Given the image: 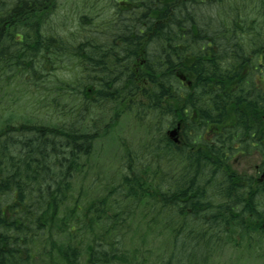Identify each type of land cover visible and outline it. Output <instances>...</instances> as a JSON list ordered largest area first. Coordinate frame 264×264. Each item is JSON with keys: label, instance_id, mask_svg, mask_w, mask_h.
I'll return each mask as SVG.
<instances>
[{"label": "trees", "instance_id": "trees-1", "mask_svg": "<svg viewBox=\"0 0 264 264\" xmlns=\"http://www.w3.org/2000/svg\"><path fill=\"white\" fill-rule=\"evenodd\" d=\"M109 1L112 18L99 19L95 11L80 14L85 38L77 46V40L66 41L48 26L56 0H0V264H208L207 254L220 241L238 244L236 234L244 230L197 233L186 222L243 226L244 217L230 211L236 205L254 211L253 199L238 196L251 180L230 164L237 154L233 140L249 120L240 109L239 88H227V83L255 81L258 75L245 63L250 51L264 47V0ZM73 57L84 62V90L66 91L65 80L56 75ZM179 74L193 83L191 89L181 86ZM13 87L38 93L39 105L51 95L56 102L50 105L60 108L58 118L65 114L71 121L65 117L51 124L54 115L42 124L32 112L14 116L16 110L2 104ZM67 92L74 101L60 104ZM180 97L187 123L183 145L166 133L178 122ZM262 101L251 107L264 111ZM123 104L138 121L150 117L151 140L136 150L129 145L117 180L97 174L85 188L78 187V176L91 166L95 142L103 139L101 127L109 123L105 113ZM227 105L236 107L237 135L219 136L222 145L212 148L208 127L222 121L219 113L224 118ZM261 141L264 145V135ZM166 162L170 168L164 170ZM182 162L181 169L172 167ZM210 177L221 186L212 195ZM263 185H258L260 195ZM219 194L229 197L221 199L224 209L214 216L212 199L220 200ZM257 217L264 223L262 212ZM136 220L148 229L129 231ZM170 223L178 226L174 235L178 240L179 233L181 246L153 263L151 254H144L146 233ZM138 230L142 243L133 241ZM259 241L264 244V233L253 245Z\"/></svg>", "mask_w": 264, "mask_h": 264}, {"label": "rangeland", "instance_id": "rangeland-1", "mask_svg": "<svg viewBox=\"0 0 264 264\" xmlns=\"http://www.w3.org/2000/svg\"><path fill=\"white\" fill-rule=\"evenodd\" d=\"M109 4H110L109 0H59L58 5L55 6L54 4L52 10L48 11L49 12L47 16L49 17L48 26H53V29L62 33V36L63 38H66V41L70 39L73 40L74 43H76L77 40L78 42L77 46H78L82 41V39L85 38V36L83 35L84 32L81 31V25L79 23L80 14L81 13L82 15L87 13L90 14V12L95 11V14H97L99 19H105L109 15L112 18L115 15V12L113 10H108ZM73 30L82 33L74 35L72 34ZM69 59H70L69 63L68 64L66 63V70L65 68H60L57 70L56 75L58 78L65 80L66 91L73 89L77 90L79 87L82 90H84L83 84H80V80L84 78L83 74L86 72L84 70L85 69L84 62L82 59L75 57ZM56 66L58 67V65ZM72 66H74L76 69H71ZM39 77L44 78V74L41 72ZM52 78H54V76L50 78L51 81L49 84L53 83ZM72 82L74 83L73 88L72 86L69 87ZM55 89H57V87L54 85L50 93H54L56 91ZM28 91L30 90L27 89V93H25V91H23L20 87H13L10 89L9 92H6V94L2 97L3 98L2 104L5 107H7L8 110L12 109L14 112L16 110V112L14 113V116L16 117L19 116L22 117L24 114L31 112L34 115L38 114L35 117L42 119L41 122L42 124H44L45 122L48 123V120L46 118L53 117L54 115L56 120L51 121V124L60 123L65 117H66V123H69L71 121V118L69 116H65V114L63 116L61 115V117L58 118L57 116L58 113H61L60 108L54 105H50L51 101H53L54 103L56 102V100H52L51 95H48L47 99L44 98L43 104L41 102L39 105L36 103V101L42 100L39 99V94L34 93V95H31L30 92ZM142 96H146V95L142 94ZM74 99L75 97L71 96V94L67 92L63 100H59V103L67 104V102L70 101L72 103ZM124 106L125 104L121 105L119 108L116 109L112 108L111 112L105 113L106 115L109 114L107 116V122L109 123H105L104 126L101 127L100 134L103 136V139L101 140L98 139L95 142L94 154L91 158V166L88 172L84 174V176L83 175L78 176L79 177L77 179L78 187L85 188L89 183V180L91 178H95L97 174L101 175L102 179L105 181H107L109 177H115V179L117 180V177H119V174L122 170L119 167L122 162L121 157L123 156L125 150L128 149L129 145L132 149L136 150L137 148H141L146 141L151 140L148 139V137L150 136L151 125H152V120L150 119V117H148L147 120L145 121H138L137 118L135 117L134 114L135 112L134 111L127 112V110L124 109ZM41 112L44 113L47 112L48 114L45 116L39 115L41 114ZM120 112L121 115L119 116L118 114ZM96 113H98L97 110L94 112V116ZM126 113H130L131 115ZM17 119L21 120L22 118H17ZM15 123L18 124L19 122L16 121ZM109 124H112V127L110 128L106 127ZM119 140L127 141L128 146L127 147L125 146L124 149L119 144L118 142ZM261 160H262L261 155H259L257 152L250 154L237 153L230 160V164H232L233 169H236L242 175L244 173L252 172L257 166V164L260 163ZM162 164L165 166L162 167L165 168L164 170L170 168V164L168 162ZM177 164H178L177 166L173 164L172 167L176 169H181L184 165V162ZM207 168L209 171H212V166L207 165ZM220 187L221 186L219 185V182L215 179H211L210 177L209 189H208V191H210V194L211 195L214 194L215 189L218 192H220ZM213 199H212V203L217 202L214 204H219L221 197L220 200L215 198ZM221 204H222V200L220 202V205ZM254 204H255V208L256 207L260 208L262 206L263 207L262 213L264 214V195H259L254 200ZM137 224H138V220L133 222L131 224L129 231L133 232V230L136 228L140 230L141 229L144 230L143 228L148 229V226L145 225L144 223H140L139 226ZM190 224L194 226V229L197 231V233L208 230L209 232L213 233V235L217 234L215 231L218 230V228L216 227L212 228L211 226L200 223L198 221L192 222L188 220L186 222V225L189 226ZM247 224L251 225L253 223L247 220ZM175 226H176L175 224L170 223L169 226H167V228H164V230H161L163 229V227H158L156 229H153L152 232L146 233L147 234L146 238L148 241L146 243L148 244L145 247L148 250H144V249L143 250L145 255L151 254L148 256H150L149 257L151 258L150 261H152L153 263L157 262L161 256H164L165 252L167 253V256L172 255V252L176 254V250H175L176 246L177 245L181 246L179 243V240H181V238L179 239V233L177 237L178 240H175L176 235H174V233L178 232L177 231L178 226L177 227ZM159 231L162 232L160 233ZM249 231L250 230L245 229V231H241L239 234H236L239 237L240 244L223 243V241H220V243L217 245L215 250L207 254L208 256L207 262L209 264H245V262L246 264H264V244H262L259 241L261 244L253 245V243L256 240L258 241V239L261 238V234L264 232L253 231L254 233H252ZM140 237H141V231L138 230L135 233V236H133L134 238L133 241H136L137 243H142ZM128 238L131 239L130 236H128ZM250 238L252 239V241L245 244L244 242L249 241ZM249 245L250 248L248 249L247 247ZM255 246H256L255 249L256 251H253L251 247H255ZM151 249L152 252L149 253V250ZM240 257L245 258L246 259L245 262L240 261L239 260Z\"/></svg>", "mask_w": 264, "mask_h": 264}, {"label": "flooded vegetation", "instance_id": "flooded-vegetation-1", "mask_svg": "<svg viewBox=\"0 0 264 264\" xmlns=\"http://www.w3.org/2000/svg\"><path fill=\"white\" fill-rule=\"evenodd\" d=\"M239 36H248V35L242 34ZM256 52L259 53L258 57H256V54H255ZM245 64H247L250 69H253L255 71L258 70L260 74L259 76H257L255 81L248 80V81L234 82L232 86L234 90L238 88L240 90V94H241L240 96L242 99L240 109L244 114H247L248 120H249L246 126V129L240 133V137L234 138V136L237 135L235 134V130H234V126L237 122V119H236V113L233 111L236 107L227 105L225 107L227 109H226V113L223 116L224 118H222V114L219 113L220 119H222V121L212 122V125L208 127L207 138L209 139L208 141L210 142L209 144L211 145L212 148H214L215 146L219 147L222 145L221 140L219 139V136L225 135L226 140H229L228 138L231 132L232 134H234L232 136V139L234 138L233 140L234 143L232 147H234V150H236L238 154H250V153L257 152L259 155H261L262 160L260 161L259 164H257L255 169L250 173L242 174L243 177L248 178L249 180H251V182H249L248 184L247 182H245L244 185H242L243 187H240L241 190L243 191L241 193L239 192L240 195H238L239 197L242 198V200H243V197L247 198L248 200H252V199L255 200L260 195V189L258 185L264 184V145L259 144L262 142L261 138L264 135V128H263L264 127V111L255 110L254 108L251 107L250 103H253V102L262 103L263 102L262 98H264V49L260 51L253 50L252 54L248 55V58L246 59ZM180 83H181V86H189L188 83H186V81H183L181 79H180ZM253 95H254V98H253ZM181 97L179 98V103L177 107V111L179 113L178 114L179 119L176 125L179 128L178 133L180 134V136L183 137L187 123L183 122V113H182L183 106L181 102ZM248 97H249V100H247ZM222 104L225 106L224 100L222 101ZM255 127H256V130L254 131L255 133L252 134L253 138L250 142L249 138H250L251 132L254 130ZM246 139H248V142H245ZM183 140L184 142H182V138H181V141H180L181 144H178V145L185 144L186 140L184 139V137H183ZM227 195L222 194L221 199L222 200L224 198L227 199V197H229ZM253 195H256L255 199ZM190 197H192V195H190ZM214 203H217V202H214ZM214 203L212 204L211 209H212L213 215L217 216L219 215L220 210L224 209V207H223V203L221 205L214 204ZM215 205L217 208L218 207L219 208L217 209ZM238 208H239V205H236L235 209L237 210H231L230 214L233 216H237L239 218L244 217L245 225L243 224V226H240L236 223H230L228 225L215 224V225H212L211 227L218 228V230L216 231H220L223 229H228L231 231H234L236 229H243L245 231V229H248L252 231V233H254L253 231L256 232L257 230L259 231L262 229V227L264 226V223L262 222V219L258 218L257 216L262 212L263 208L254 207V211L249 210L250 212H248L246 208L245 209L244 208L238 209ZM188 211L191 212L192 209H188ZM247 220L253 224L248 225ZM163 223L165 224L164 221ZM164 228H166V226H163V229L161 230H164ZM244 243L247 244L248 241Z\"/></svg>", "mask_w": 264, "mask_h": 264}, {"label": "bare ground", "instance_id": "bare-ground-1", "mask_svg": "<svg viewBox=\"0 0 264 264\" xmlns=\"http://www.w3.org/2000/svg\"><path fill=\"white\" fill-rule=\"evenodd\" d=\"M239 81H240V79H236L235 80V82H239ZM214 84H217V82H214ZM233 84H234V82H228L227 83V88H232Z\"/></svg>", "mask_w": 264, "mask_h": 264}, {"label": "water", "instance_id": "water-1", "mask_svg": "<svg viewBox=\"0 0 264 264\" xmlns=\"http://www.w3.org/2000/svg\"><path fill=\"white\" fill-rule=\"evenodd\" d=\"M176 129H174V130H172V131H170V135L172 136V137H174L175 135H176ZM176 139V138H175ZM177 140V139H176Z\"/></svg>", "mask_w": 264, "mask_h": 264}]
</instances>
